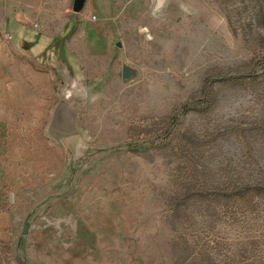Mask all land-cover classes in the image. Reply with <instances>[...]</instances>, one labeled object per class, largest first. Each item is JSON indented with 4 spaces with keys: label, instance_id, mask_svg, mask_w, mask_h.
Wrapping results in <instances>:
<instances>
[{
    "label": "rangeland",
    "instance_id": "1",
    "mask_svg": "<svg viewBox=\"0 0 264 264\" xmlns=\"http://www.w3.org/2000/svg\"><path fill=\"white\" fill-rule=\"evenodd\" d=\"M73 2L0 0V264H264V0Z\"/></svg>",
    "mask_w": 264,
    "mask_h": 264
},
{
    "label": "water",
    "instance_id": "2",
    "mask_svg": "<svg viewBox=\"0 0 264 264\" xmlns=\"http://www.w3.org/2000/svg\"><path fill=\"white\" fill-rule=\"evenodd\" d=\"M85 4V0H74L73 2V11L74 12H78L79 10L82 9V7L84 6ZM28 227H29V224L27 222L24 223V226H23V230H22V234L23 235H26L27 232H28Z\"/></svg>",
    "mask_w": 264,
    "mask_h": 264
},
{
    "label": "clouds",
    "instance_id": "3",
    "mask_svg": "<svg viewBox=\"0 0 264 264\" xmlns=\"http://www.w3.org/2000/svg\"><path fill=\"white\" fill-rule=\"evenodd\" d=\"M165 0H156V8L154 9V13L158 12L160 8L163 6Z\"/></svg>",
    "mask_w": 264,
    "mask_h": 264
},
{
    "label": "built area",
    "instance_id": "4",
    "mask_svg": "<svg viewBox=\"0 0 264 264\" xmlns=\"http://www.w3.org/2000/svg\"><path fill=\"white\" fill-rule=\"evenodd\" d=\"M6 37L10 39L12 36L9 34V35H8V36H6Z\"/></svg>",
    "mask_w": 264,
    "mask_h": 264
},
{
    "label": "crops",
    "instance_id": "5",
    "mask_svg": "<svg viewBox=\"0 0 264 264\" xmlns=\"http://www.w3.org/2000/svg\"><path fill=\"white\" fill-rule=\"evenodd\" d=\"M53 37H54V36H53ZM48 39H50V40H51V39H52V37H48ZM13 42H14V41H13Z\"/></svg>",
    "mask_w": 264,
    "mask_h": 264
},
{
    "label": "trees",
    "instance_id": "6",
    "mask_svg": "<svg viewBox=\"0 0 264 264\" xmlns=\"http://www.w3.org/2000/svg\"><path fill=\"white\" fill-rule=\"evenodd\" d=\"M32 41H35V40H32ZM34 43H39V42L35 41Z\"/></svg>",
    "mask_w": 264,
    "mask_h": 264
}]
</instances>
